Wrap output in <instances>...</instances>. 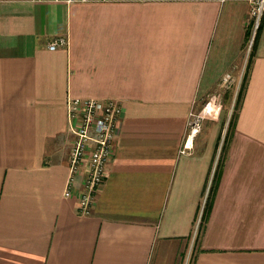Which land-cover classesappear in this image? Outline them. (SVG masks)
Instances as JSON below:
<instances>
[{"label": "crops", "instance_id": "0c3cea01", "mask_svg": "<svg viewBox=\"0 0 264 264\" xmlns=\"http://www.w3.org/2000/svg\"><path fill=\"white\" fill-rule=\"evenodd\" d=\"M249 7L0 0V264H264V19L249 49ZM69 98L122 108L89 216L63 197Z\"/></svg>", "mask_w": 264, "mask_h": 264}, {"label": "built area", "instance_id": "2783aa9c", "mask_svg": "<svg viewBox=\"0 0 264 264\" xmlns=\"http://www.w3.org/2000/svg\"><path fill=\"white\" fill-rule=\"evenodd\" d=\"M117 0H33L34 3L48 4H84L106 3ZM250 19L256 29L264 15V0H249ZM65 46L63 39H54L48 46L49 51ZM229 76L224 77V82ZM67 125L71 136L68 158L69 176L63 197L77 200L78 211L82 216H89L95 195L102 185L107 166L111 162L114 146L121 126V105L115 100H95L69 98L67 100ZM206 112L191 113L186 125L184 154L201 128ZM80 179V187H75Z\"/></svg>", "mask_w": 264, "mask_h": 264}, {"label": "rangeland", "instance_id": "374dc122", "mask_svg": "<svg viewBox=\"0 0 264 264\" xmlns=\"http://www.w3.org/2000/svg\"><path fill=\"white\" fill-rule=\"evenodd\" d=\"M249 6H250V4H249ZM248 16H249V18H250V16H251V14H250V7H249V12H248ZM264 19V15H263V17H262V20ZM262 20H261V22L259 23V25L262 23ZM259 25H258V27H259ZM258 27L256 28V29H254L253 28V25H252V21H251V24H250V27H249V41L247 42V45H248V48L249 49H251V47H252V42H253V39H254V36L256 35V33H257V31H258ZM230 76H229V80L228 81H230ZM223 81H224V79H223ZM227 81V82H228ZM226 82V83H227ZM204 123V121L202 122V124ZM202 126V125H201ZM70 144H71V142H70ZM70 147L71 146H69V149H68V158H69V151H70Z\"/></svg>", "mask_w": 264, "mask_h": 264}, {"label": "trees", "instance_id": "16d2710c", "mask_svg": "<svg viewBox=\"0 0 264 264\" xmlns=\"http://www.w3.org/2000/svg\"><path fill=\"white\" fill-rule=\"evenodd\" d=\"M262 24H263V20H262V23L259 25V27H258V31H257V33H256V35L254 36V39H253V42H252V47H251V49L252 48H254L255 47V45H256V42H257V38H258V36H259V32H260V30H261V28H262ZM250 33V32H249ZM250 36V35H249ZM249 41V37H248V40H247V42ZM231 123V122H230Z\"/></svg>", "mask_w": 264, "mask_h": 264}]
</instances>
